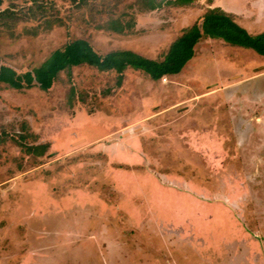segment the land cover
<instances>
[{"label":"rangeland","instance_id":"374dc122","mask_svg":"<svg viewBox=\"0 0 264 264\" xmlns=\"http://www.w3.org/2000/svg\"><path fill=\"white\" fill-rule=\"evenodd\" d=\"M143 5L2 0L0 67L32 71L77 39L163 60L209 8L264 32V0ZM196 50L158 81L84 65L47 92L0 85V264H264V56Z\"/></svg>","mask_w":264,"mask_h":264},{"label":"trees","instance_id":"16d2710c","mask_svg":"<svg viewBox=\"0 0 264 264\" xmlns=\"http://www.w3.org/2000/svg\"><path fill=\"white\" fill-rule=\"evenodd\" d=\"M143 11H154L161 9L164 4L178 6L187 2L195 3L199 0H145ZM2 0H0V4ZM10 14L16 16V14ZM23 21L22 17L16 22ZM27 21V20H26ZM119 27H112L118 33H125L128 28L134 27L135 21L125 27L122 21ZM222 39L226 43L255 50L264 55V32L252 35L245 28L239 25L234 14L228 13L220 8H209L203 15L200 22L183 30L169 47L163 60H154L142 56L130 50L111 51L105 55L99 54L90 42L86 39H77L58 49L39 67L32 71L19 73L9 66L0 67V85H5L17 91L39 88L45 92L49 91L60 74L69 73L74 67L90 66L101 72L116 71L120 79L127 68H134L137 71L151 77L153 80H161L166 75L180 73L186 64L195 56V47L202 39ZM24 139V137H21ZM28 154L43 156L49 146L47 144L27 145L18 142Z\"/></svg>","mask_w":264,"mask_h":264},{"label":"crops","instance_id":"0c3cea01","mask_svg":"<svg viewBox=\"0 0 264 264\" xmlns=\"http://www.w3.org/2000/svg\"><path fill=\"white\" fill-rule=\"evenodd\" d=\"M226 12L231 13V14H235V15H236L235 12H229V11H226ZM236 22H237V21H236ZM237 23H238V22H237ZM239 25H240V24H239ZM205 39H206V38H205ZM220 40H222V39H220ZM223 41H224V40H223ZM224 42H225V41H224ZM198 44H199V43H198ZM228 44H229V43H228ZM238 47H240V46H238ZM196 48H197V46H196ZM196 48H195V51H196V52H195V56H196V53H197ZM246 49H249V48H246ZM250 50H253V49H250ZM253 51H255V50H253ZM255 52H256V51H255ZM256 53H257V52H256ZM258 54H259V53H258ZM259 55H261V54H259ZM195 56H194V57H195ZM262 56H264V55H262ZM183 69H184V68H183ZM181 72H182V71H181ZM181 72H180V73H181ZM178 74H179V73H178ZM178 74H175V75H178ZM167 76H170V75H166V76L163 77L162 79H165ZM162 79H161V80H162Z\"/></svg>","mask_w":264,"mask_h":264}]
</instances>
